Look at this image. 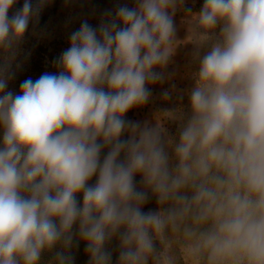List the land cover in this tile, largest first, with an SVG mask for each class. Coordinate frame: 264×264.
I'll list each match as a JSON object with an SVG mask.
<instances>
[{"label": "clouds", "instance_id": "clouds-1", "mask_svg": "<svg viewBox=\"0 0 264 264\" xmlns=\"http://www.w3.org/2000/svg\"><path fill=\"white\" fill-rule=\"evenodd\" d=\"M15 3L0 0V264H39L58 244L55 264H72L77 224L90 264H111L106 244L117 236L118 264H158L155 237L185 218L210 223L201 237L211 260L264 264V0H204L190 39L220 33L200 59L178 142L124 119L173 52L176 0L120 6L98 30L83 22L58 73L24 80L19 94L5 91L8 69L46 0H24L9 17ZM137 174L158 210L142 211Z\"/></svg>", "mask_w": 264, "mask_h": 264}, {"label": "rangeland", "instance_id": "rangeland-1", "mask_svg": "<svg viewBox=\"0 0 264 264\" xmlns=\"http://www.w3.org/2000/svg\"><path fill=\"white\" fill-rule=\"evenodd\" d=\"M20 0H16V5ZM88 0H66L65 5L53 14L47 21V31H38L34 28L35 21H30L29 27L24 34L22 41L15 48V56L11 61V67L8 69L9 74L16 68L22 69L23 73L38 79L43 73H58L59 69L55 66V62L61 56L64 50L70 46L71 33L77 31L81 24L80 18L76 13L78 6H83ZM137 6L138 0H133ZM204 0H199V8H202ZM16 7L9 10V17L15 14ZM49 26V27H48ZM220 25L213 31L208 41L197 43L196 49L192 48L188 52L182 54L181 57L168 60L163 70L161 67L155 68L154 71L159 73L161 79L155 82H149L146 87L150 92L149 99L140 106L133 107L124 116L127 121L139 122L142 126L147 123L150 126L157 124L163 129V139L167 141L178 142L179 132L183 124L187 122L191 114L190 93L196 84L195 74L198 72L200 59L208 51H210L212 43H214L220 33ZM44 30V29H43ZM3 64H0L2 66ZM12 69V70H11ZM10 85L8 80V86ZM7 86V87H8ZM7 89V88H6ZM5 89V91H6ZM15 91V90H14ZM167 93V95H165ZM1 130V129H0ZM128 139L129 133L125 132ZM3 132H0V144H2ZM125 138V139H126ZM105 154L109 148L103 149ZM170 157V167L174 166L176 161L172 147H167ZM103 156L100 155V160ZM102 162V161H101ZM98 174L94 175L89 181V185H94L97 181ZM134 182L138 190L147 193V201L142 206V211H156L159 209L156 197L150 189L142 183V176L137 174ZM152 193V194H151ZM186 194L191 196L192 191L186 190ZM149 199V200H148ZM191 218H185L178 221L175 228L167 227V236L165 239L157 238L156 247L160 256L159 260L168 259L172 256L176 260L183 261L180 264H190L193 254L194 258L201 264L197 254L192 249L191 237L189 232H194V226L190 223ZM79 228V225H77ZM78 228L73 227V243L67 252L73 257L72 264H90L89 254L86 252V242L81 240L78 235ZM119 237H113L107 244L106 249L110 252L115 250L116 242ZM58 251H64L62 245L58 244L52 250H45L40 258L39 264H55V254ZM160 262V261H158ZM232 264V261H213L208 259V264ZM149 264H152L151 260Z\"/></svg>", "mask_w": 264, "mask_h": 264}, {"label": "trees", "instance_id": "trees-1", "mask_svg": "<svg viewBox=\"0 0 264 264\" xmlns=\"http://www.w3.org/2000/svg\"><path fill=\"white\" fill-rule=\"evenodd\" d=\"M65 1L66 0H46V3L41 9L38 17L33 19V21H35L34 28L38 31H45L47 29L48 19L51 16H53V14L58 12L63 7V5H65ZM37 2L38 0H32L34 6L36 5ZM23 4H24V0H20L17 5L14 4V6L16 7L15 11L21 9ZM125 5L129 8H133L135 3H133V0H88L87 2H84L83 6H78L76 13L78 14V16H80V18H83L81 19L80 24L86 21L93 28L98 30L99 26L102 23H107L108 21L112 20L115 17V13L120 6H125ZM199 9L201 11L202 8ZM120 27H123V25H120ZM0 64H3L2 55H0ZM10 75H11V78L9 79L10 85L7 87L6 92L11 91L14 94L20 93V85L24 80L28 78H31L32 80H36V78L31 77L26 73H23L22 69L20 68H16V71L12 70ZM105 90L107 91L106 86H105ZM0 129H1L0 132H3V129L2 128ZM125 138H126L125 135L121 136V139H125ZM103 149L100 154L101 156H103L101 158V161H103V159L106 156L105 151ZM123 158H124V154L122 153L120 159L122 160ZM76 199L79 201L80 205L82 206L83 193L82 192L78 193ZM190 223L193 224L195 230L193 232V236L190 239L192 241L191 244L194 247L197 257L200 259L201 264H208V259L210 258L209 249L204 246L201 233L206 232L210 228V223L204 225H195L192 219ZM77 225H74V228H78ZM163 237L164 239L168 237L167 229L164 230ZM115 244H116L115 246L116 248L114 251L111 252L112 253L111 264H118L119 251H120L119 241L116 242Z\"/></svg>", "mask_w": 264, "mask_h": 264}, {"label": "crops", "instance_id": "crops-1", "mask_svg": "<svg viewBox=\"0 0 264 264\" xmlns=\"http://www.w3.org/2000/svg\"><path fill=\"white\" fill-rule=\"evenodd\" d=\"M199 0H176L175 3V10L172 12L170 11V14H172L173 17V23H174V36H173V52L169 58V60H173L176 58L181 57L182 54L188 52L190 49H196L197 43L190 39V37H193L194 35H198L201 33V29L198 27V22L196 17L200 13L199 9ZM160 66H157L159 68ZM165 66L161 67L163 70ZM162 238V234L157 237ZM193 246H191V252L193 254ZM182 261L183 257H185V254L181 255ZM171 259H163L159 260L158 264H180L182 261H179L175 259L174 256L170 257ZM186 258V257H185ZM187 259V258H186ZM193 260L189 261L190 264H199L198 260L194 258L193 254ZM185 260V259H184ZM183 264V263H182ZM184 264H187V262H184Z\"/></svg>", "mask_w": 264, "mask_h": 264}]
</instances>
